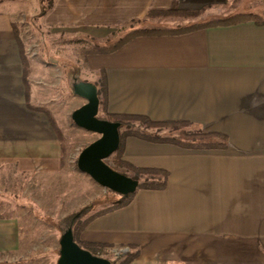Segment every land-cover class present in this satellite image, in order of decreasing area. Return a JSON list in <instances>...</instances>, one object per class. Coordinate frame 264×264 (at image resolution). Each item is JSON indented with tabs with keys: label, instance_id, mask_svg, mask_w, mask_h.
<instances>
[{
	"label": "crops",
	"instance_id": "obj_1",
	"mask_svg": "<svg viewBox=\"0 0 264 264\" xmlns=\"http://www.w3.org/2000/svg\"><path fill=\"white\" fill-rule=\"evenodd\" d=\"M10 1L0 0V182L12 192L16 175L35 180L64 171L63 144L46 111L61 129L56 113L79 97L72 91L76 78H57L58 67L35 65L26 50L28 101L13 29L19 9ZM152 10L174 13L146 19ZM243 13L255 17L176 36H140L88 57V70L98 73L93 84L105 75L110 114L187 121L225 136L226 146L183 148L127 137L123 159L167 171V186L137 189L126 206L90 221L82 243L108 253L133 248L138 257L129 264H264V0H54L39 17L45 29L75 30L104 44L138 28ZM0 203L7 208L0 212V264H19L14 258L28 239L24 205Z\"/></svg>",
	"mask_w": 264,
	"mask_h": 264
},
{
	"label": "rangeland",
	"instance_id": "obj_2",
	"mask_svg": "<svg viewBox=\"0 0 264 264\" xmlns=\"http://www.w3.org/2000/svg\"><path fill=\"white\" fill-rule=\"evenodd\" d=\"M10 2H13L14 8L19 9L17 24L21 31L20 36L25 42L29 55L34 59L35 65H37V60H42L49 65L52 72L58 67L55 74H58L57 78L63 77V81L68 80L67 77H69L70 83L74 78L96 83L98 73L83 67L75 50L83 46L107 43L102 44L90 36L76 34L75 30L45 29L40 18L34 15L37 11H41L40 0H11ZM75 40H83L84 43L77 44ZM66 102L64 98L63 103ZM68 102L64 111L56 113V120L62 133L65 134L67 147L63 160L64 171L61 174H36L35 180L31 176L16 175V188L12 192H10L11 184L7 186L0 182V201L12 200L15 204L24 205L20 214L26 219L23 223V232L28 237L25 242L27 248L24 253L14 258V263L57 264L60 251L59 241L67 229V225L62 221L81 211L87 215L92 214L112 205L120 198L117 193L100 186L91 177L78 170L77 163L80 153L99 139L100 135L77 127L71 118L73 109L86 104V100L73 98ZM132 126L149 134L164 136L177 135L181 132L195 133L199 129L198 127L149 128L141 121L132 122ZM107 162L112 166L110 160ZM20 179L22 181L18 184ZM26 188L27 191H22ZM0 212L6 213L7 208L0 206ZM119 251L109 252L104 258L121 262L125 256L117 255ZM18 257H20L19 260Z\"/></svg>",
	"mask_w": 264,
	"mask_h": 264
},
{
	"label": "trees",
	"instance_id": "obj_3",
	"mask_svg": "<svg viewBox=\"0 0 264 264\" xmlns=\"http://www.w3.org/2000/svg\"><path fill=\"white\" fill-rule=\"evenodd\" d=\"M54 0H40L41 4V11L37 15V17H42L45 15L52 7ZM174 12L171 11H162V10H152L148 12L146 15V19L153 18L154 15H160L161 17H168L170 14ZM180 12L179 14H181ZM189 15H195L189 14ZM255 16L249 13L243 14H233L226 18L213 20L210 22L205 23H196L190 24L186 26H179V27H172V28H138L135 30L130 31L117 41H113L107 43L105 45L93 44L91 46H83L82 48H77L75 50V54L78 59L82 62L83 67L88 69V57L95 54H108L116 51L121 46L125 45L126 43L130 42L131 40L140 37V36H159V35H169V36H176L187 34L202 28L211 27V26H222V25H232L242 21L252 20ZM142 20L134 22V24H140ZM14 35L15 38L20 46L23 61H24V82L27 88V99L29 101L30 98V89H29V59L26 55V48L24 43L21 39V31L19 25L17 23H13ZM77 44L84 43L83 40H75ZM98 88V97H99V118L102 120H109L112 122H118L121 124L119 128L120 133V146L117 151L109 158L112 163V167L139 182L138 189H149V190H163L167 186L168 182V172L162 169H143L133 166L132 164L126 162L123 159V152H124V145L125 140L127 137H137L140 139L154 141L157 143H170L174 144L183 148H221L226 146V138L225 136L219 133H205L202 129H197L195 133H186L181 132L180 134L174 135H160V134H149L138 129H135L132 126V122L141 121L144 126L149 128H164V127H171L173 129H178L182 127H197L194 124L187 122V121H153L146 116L140 115H113L108 112L107 109V96H108V88H107V81L105 75L101 74V79L96 85ZM32 108V106H29ZM50 122L63 144L62 150L63 154L66 153V141L64 134L62 133L61 129L58 127L57 123L55 122L52 115L46 111ZM102 116V117H101ZM110 164V163H109ZM111 166V164H110ZM133 194H129L126 196L119 195L120 198L115 203L110 205L109 207L102 209L100 211L94 212L92 214H85L84 211L82 212V216L76 221L73 226V233L75 241L84 249L89 250L94 255L105 257L108 255V251L106 247L100 245H90L84 244L80 241V235L84 230L85 226L92 221L94 218L101 216L107 212L122 208L126 206L132 199ZM68 219L65 218L62 223L67 225ZM124 259L121 262L111 261L112 264H129L131 263L136 257H138V252H134L133 248L130 249L124 255ZM110 260V259H109Z\"/></svg>",
	"mask_w": 264,
	"mask_h": 264
},
{
	"label": "water",
	"instance_id": "obj_4",
	"mask_svg": "<svg viewBox=\"0 0 264 264\" xmlns=\"http://www.w3.org/2000/svg\"><path fill=\"white\" fill-rule=\"evenodd\" d=\"M72 91L74 95L86 100L85 105L72 113L71 118L74 124L83 130L100 135L99 139L80 153L78 170L91 177L100 186L118 195L126 196L135 193L139 182L116 171L107 162L120 146L121 124L98 117L100 101L95 84L76 78L72 84ZM81 216L82 212H77L67 218L68 228L60 238L57 264H112L111 260L94 255L75 241L73 226Z\"/></svg>",
	"mask_w": 264,
	"mask_h": 264
},
{
	"label": "built area",
	"instance_id": "obj_5",
	"mask_svg": "<svg viewBox=\"0 0 264 264\" xmlns=\"http://www.w3.org/2000/svg\"><path fill=\"white\" fill-rule=\"evenodd\" d=\"M118 250H116V252H117ZM120 253H116L117 255H125L126 253H127V250H120L119 251Z\"/></svg>",
	"mask_w": 264,
	"mask_h": 264
}]
</instances>
